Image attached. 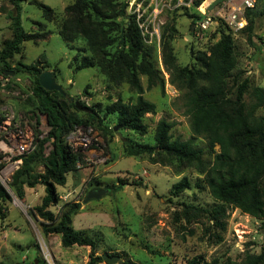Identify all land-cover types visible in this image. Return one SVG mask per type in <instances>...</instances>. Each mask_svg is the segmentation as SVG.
<instances>
[{"label": "rangeland", "instance_id": "obj_1", "mask_svg": "<svg viewBox=\"0 0 264 264\" xmlns=\"http://www.w3.org/2000/svg\"><path fill=\"white\" fill-rule=\"evenodd\" d=\"M49 5L55 14L52 21H45L41 11L28 0L21 2V25L25 31L36 30L34 22H44L51 31L43 40L24 41L20 51L10 60L25 64L38 63L44 70L52 71L55 80L66 94L67 100L78 101L98 109L118 98L124 103H134L136 94L124 80L114 83L103 70L118 40L102 47L87 45L78 34L70 42L60 35L65 18L64 8L72 0H39ZM124 14L115 17L119 26L126 22L127 15L134 16L146 45H155L151 58L155 69L163 79V89L158 84L147 85V77L138 74L143 87L142 96L156 105L154 114L146 113L142 122L144 133L122 129L109 122L112 132L103 135L93 126L85 125V110H73L82 123L74 125L65 135V141L78 156L76 169L66 175L64 185L57 186L59 202H77L79 211L73 215L71 226L81 230L97 242L95 255L116 254L129 264H244L248 255H257L264 249V220L228 207L221 227L214 226L201 213H192L188 218L182 214V204L208 207L213 199L203 187V175L193 167L186 166L168 156L155 154L128 155L122 137L135 142L153 144V136L160 119L171 127L172 137L190 140L194 147L203 150V157L210 161L218 151H211L205 139L193 136L188 119L181 109L180 92L169 83V72L175 66L191 65L192 52L208 51L219 38L218 30L211 27L196 31L191 15L198 16L201 8L211 2L203 0H114ZM196 2H198L197 5ZM201 7V8H199ZM11 8L7 0H0V42L10 36L6 12ZM105 10V7H101ZM251 30H242L232 35L237 63L233 74L240 72L250 86L264 87V0H255ZM214 12V11H213ZM261 12V13H258ZM102 23L92 17L91 30L97 35L119 34L106 26L111 18L101 16ZM197 20H195V23ZM87 25V24H86ZM103 26L105 31H100ZM106 38V37H105ZM109 42V39H106ZM85 48V49H84ZM108 52V53H107ZM74 56H88L93 65L73 71ZM41 61V62H40ZM28 86L30 80L23 77ZM70 97L73 99L70 100ZM0 96V100H1ZM15 105L21 119V130L32 137V149L38 139L46 136L49 129L44 114L31 111L33 105L16 98H5ZM29 102V101H28ZM263 109L257 113L262 114ZM23 132V131H22ZM88 139L85 149L72 145L69 134ZM72 141V140H71ZM51 148L50 141L44 142V153ZM82 151V152H81ZM88 152L89 155H84ZM40 170L44 168L39 165ZM186 176L191 186L178 196L169 192L171 185ZM26 188V187H25ZM106 190L98 198L83 202L87 191ZM40 184L24 190L23 197L12 194L3 204L0 213V264H86L89 259L88 246L62 247L55 234L43 235L40 220L31 208L40 203L43 195ZM97 264H108L101 261ZM116 264V263H110Z\"/></svg>", "mask_w": 264, "mask_h": 264}, {"label": "trees", "instance_id": "obj_2", "mask_svg": "<svg viewBox=\"0 0 264 264\" xmlns=\"http://www.w3.org/2000/svg\"><path fill=\"white\" fill-rule=\"evenodd\" d=\"M7 1L11 4L6 12L10 36L0 42V71L12 70L15 76L30 80L31 93L25 100L33 105L31 111L37 110L45 115L49 129L46 136L38 139L35 147L23 156L22 163L14 171L9 183L11 193L0 183V213L11 194L23 197L25 187L42 185L44 193L40 203L33 206L31 212L40 220L43 235H59L62 247L88 246L90 252L86 264H97L103 259L101 255H95L96 240L71 226L73 215L79 211V203L67 201L56 206V211L52 209L59 202L57 186L65 184L66 175L76 169L78 161V156L66 143L65 135L83 120L75 115L73 110L78 108L74 102L67 100L65 93L41 87L38 76L45 67H40L38 63L25 64L20 60L10 63L13 55L20 51L22 42L43 40L51 31L45 29L44 22L38 21L34 22L36 30L25 31L20 15L21 2L25 0ZM28 2L41 11L45 21L55 18L54 10L49 5L39 0ZM114 3V0H72L64 8L65 18L60 24V35L70 42L81 34L88 46L100 47L99 50L110 45V40H118L102 68L114 83L125 80L136 94V100L134 103H124L118 98L103 107L97 106L98 109L82 104L87 107V119L83 122L103 135L112 132L109 127L111 121L122 129L142 134L146 130L142 118L146 113L154 114L156 105L143 98L138 74L146 75L148 86L158 84L161 90L163 79L151 60L155 45L145 44L134 16L127 15L124 27L119 26L114 19L123 15L124 9L117 8ZM101 7H105V10ZM251 12L252 7L245 9L247 24L240 31L251 30L253 22L248 18ZM196 15H191L192 25L195 20L201 19L199 12ZM94 16L97 21L93 23H102L101 16L111 18V22L105 25L114 26L108 27L109 31L119 29V34L112 38L103 33L96 35L89 26ZM99 29L105 31L103 26H99ZM216 30L219 38L208 51L192 52L191 65L175 66L169 72V83L180 92L182 113L188 119L191 134L205 139L211 151L214 145L218 146L211 162L203 157V150L194 147L189 139L172 137L168 132L171 124L164 119L157 123L153 144L135 142L125 136L122 137V144L128 155L170 156L203 175V187L213 203L208 207L182 204V214L188 218L192 213H201L208 221L212 220L214 226L221 227L228 207L238 208L264 220V112L257 113L260 108L264 110V87L250 86L248 79L242 77L240 72L232 73L237 63L233 33L221 23ZM72 63L73 71L94 64L88 56H74ZM46 141L51 143L47 154L43 151ZM39 165L44 168L40 170ZM190 186L189 179L183 176L171 185L169 192L172 196H178ZM244 264H264V249L257 255H248Z\"/></svg>", "mask_w": 264, "mask_h": 264}, {"label": "built area", "instance_id": "obj_3", "mask_svg": "<svg viewBox=\"0 0 264 264\" xmlns=\"http://www.w3.org/2000/svg\"><path fill=\"white\" fill-rule=\"evenodd\" d=\"M211 1L213 0H203ZM254 2L255 0H221L209 11L206 5L199 7L201 19L197 20L194 27L196 31H205L210 27L215 30L221 23L234 34L246 26L244 12L245 9L253 7ZM30 93L28 83L23 77L7 74L5 70L0 71V183L8 192L14 171L22 163L23 156L32 149V137H29L28 131L21 130L22 122L15 105L5 98L23 101ZM68 138L72 140V145L81 146L80 149H85L89 142L80 133L69 134ZM84 155L89 153L85 152Z\"/></svg>", "mask_w": 264, "mask_h": 264}, {"label": "water", "instance_id": "obj_4", "mask_svg": "<svg viewBox=\"0 0 264 264\" xmlns=\"http://www.w3.org/2000/svg\"><path fill=\"white\" fill-rule=\"evenodd\" d=\"M221 0H213L211 4L207 7V10H211L215 5H217ZM5 73L13 75L14 71L5 69ZM38 81L41 87H43L45 90H57L64 94V90L60 84H58L55 80V77L52 74V71L50 70H43L39 76ZM73 98L70 97V100ZM74 105L76 108L80 110H87V107L82 105L78 101H74ZM106 190H100V189H91L87 191L85 198L83 199V202H87L91 198H98L101 196ZM102 259L108 263H116V264H126L124 261L121 260V258L116 254H102Z\"/></svg>", "mask_w": 264, "mask_h": 264}, {"label": "crops", "instance_id": "obj_5", "mask_svg": "<svg viewBox=\"0 0 264 264\" xmlns=\"http://www.w3.org/2000/svg\"><path fill=\"white\" fill-rule=\"evenodd\" d=\"M26 188H28V187H26ZM26 188H25V190H26ZM55 237L60 242L59 235L55 234Z\"/></svg>", "mask_w": 264, "mask_h": 264}, {"label": "bare ground", "instance_id": "obj_6", "mask_svg": "<svg viewBox=\"0 0 264 264\" xmlns=\"http://www.w3.org/2000/svg\"><path fill=\"white\" fill-rule=\"evenodd\" d=\"M78 140V139H77ZM80 140V139H79Z\"/></svg>", "mask_w": 264, "mask_h": 264}]
</instances>
